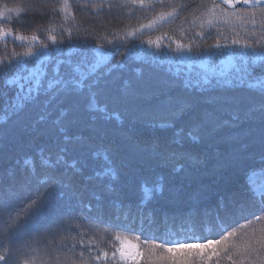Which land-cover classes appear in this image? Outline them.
<instances>
[{"label": "snow or ice", "instance_id": "obj_1", "mask_svg": "<svg viewBox=\"0 0 264 264\" xmlns=\"http://www.w3.org/2000/svg\"><path fill=\"white\" fill-rule=\"evenodd\" d=\"M126 2L145 11L157 4L170 10L158 12L147 23L126 27L123 31L114 29L109 32L105 28L102 34H98L101 43L96 45L90 43V37L96 34L95 29L81 31L75 11L87 9L99 16L105 9L111 12L118 6L112 0H60L52 8L54 15L49 17L47 40L51 45L40 42L36 34L14 35L13 27H0V39L5 41V45L10 37L13 43L20 41L27 45L23 51L13 50L10 55L0 56V145L15 142L23 151L25 146H35L41 138L44 141L34 155L25 154L11 164L7 162L3 147H0V244L31 235L36 231L37 220L42 221L46 235L52 237L43 248L39 247L38 236L32 235L31 239L24 240L23 246L28 249L26 255L33 254L30 260H22L12 248H5L0 254V264H36L37 261L39 264H221L225 256L231 264H237L230 254L237 245L228 243L235 232H228L220 239H207V236L219 235L237 219L246 218L245 212L253 214L250 209L264 211V185L247 187L226 181L216 191L202 185L189 193L187 201L172 200L159 208L148 207L143 200L125 203L111 183L105 185L104 192L92 186L95 179L108 175L115 177V172L107 167L102 172L88 175L86 153L92 138L85 141L80 135L70 134V129L80 123L81 107L93 113L92 131L96 136L105 135L101 127H95L99 121L123 123L120 112L109 111L107 105L98 100V97L111 95L116 74L128 63L126 45V51L121 52L119 58L109 46H118L142 30L166 22L183 8L179 3L165 5L164 0ZM243 2L248 4L251 0ZM255 2L260 3V0ZM222 3L231 5L232 0H222ZM119 6L124 7V4ZM201 7H205L202 15L207 17V24L213 25L219 4L213 0L211 7ZM7 11L23 13L26 8L16 7ZM128 11L131 13L132 9ZM58 15H62L64 23L71 21L73 25L67 28L60 25L59 40L54 34L56 29L52 27ZM196 19L200 17H193ZM7 21L12 24V17L9 16ZM74 32L75 40L79 41L77 58H72V48L69 47L68 58L65 59L61 49L73 44ZM166 36L167 33H163L140 43L159 49ZM168 39L172 40L171 37ZM173 42L176 52L192 51L188 44ZM52 45H60L57 48L60 58L51 65L31 68L28 61L21 59L32 57L40 60ZM233 45L245 50L236 53L241 64L234 66V74L221 71L212 76L205 72L202 80L170 81L165 85L167 90L160 87L133 88L125 80L124 87L114 97L115 102L125 106L129 117L128 128L121 133L124 139L138 142L141 128L174 129L171 138L165 140L153 136L144 144L150 158L163 168L171 166L174 172L184 170L185 163L197 167L208 156L216 159L217 169L238 171L253 161L264 165V44L234 39L230 45L224 46L217 41L215 47ZM216 54L207 53L209 56ZM62 68L67 70L62 71ZM30 80L33 81L32 86L25 88L23 82ZM12 85H16L17 90L8 97L4 89ZM177 88H182L186 95H174ZM29 106L38 109V115L35 119H22L21 112ZM13 118H16L13 128L3 127ZM177 121H182L179 127L176 126ZM225 130L226 135L223 134ZM193 146L203 149L202 158L194 155ZM73 150L80 152L79 160L68 158ZM92 155L99 156V153L93 152ZM257 171L264 174V167L249 172V184ZM154 188L156 193H163L162 183H156ZM117 212L124 215L123 221L115 215ZM177 218L190 225V230L199 231L204 242H180V236L175 241L167 240L158 237L155 231L143 228L144 222L156 225L160 219ZM137 219L141 221L139 228L135 227ZM99 225L106 227L100 229ZM81 228H87L92 236L85 242V232L79 233V245L83 251L76 255L75 236L63 233H73ZM109 229L136 232L145 241L151 236L153 241L160 239L163 242L142 246L119 232L106 239L105 233ZM69 239L73 241L69 249L73 256H65L63 260L58 255L54 257L52 253L56 249L53 245H66Z\"/></svg>", "mask_w": 264, "mask_h": 264}, {"label": "trees", "instance_id": "obj_2", "mask_svg": "<svg viewBox=\"0 0 264 264\" xmlns=\"http://www.w3.org/2000/svg\"><path fill=\"white\" fill-rule=\"evenodd\" d=\"M60 0H0L1 9H10L16 7H25L26 11L23 13L11 12L8 16L0 18V27H13L15 29L14 35L19 33L21 35L36 34L39 37V41L42 43L51 42L47 40V29L49 27V17L54 15L52 8L58 4ZM118 6L113 8L111 12L105 9L99 14V16L93 14L87 9L75 11L77 21L81 25V31L85 28L95 29L96 34L90 37V43L96 45L101 43L98 38V34H102L103 30L107 28L109 32L114 29L123 31L126 27L138 26L139 23H147L156 13L161 11H169L168 7H161L157 4L153 9L145 11L139 6H132L127 3L126 0H112ZM123 3L124 7L119 5ZM182 4L183 8L178 9V14L172 18H169L166 22H161L152 29H144L141 33H138L135 37L128 38V40L119 43L118 46H109L114 52L115 57L119 58L121 52L128 49V63L123 70L116 74V79L112 88L111 95L98 97L101 104H106L109 111L120 112L123 123L119 121H99L95 124V127H101L104 130L105 135L96 136L93 131L92 115L85 108L81 107L79 113L80 123L70 129V134L80 135L85 141L91 137L89 150L86 153L87 159V174L92 175L97 171H103L107 167H111L115 172V177L108 175L103 179L97 178L92 182V186L95 190L104 192L105 185L111 183L116 190V194L125 203L132 202L138 203L143 200L148 207L159 208L161 205L166 204L172 200H184L187 201L189 193L200 186H207L210 190L216 191L227 181L233 185H245L247 187H260L264 185V174L257 171L256 175L251 176V183L249 184V172L253 169L259 170L264 165L259 164L256 161L249 162L244 168L238 171H231L229 169H217L216 159L208 156L204 158V163L197 167H192L185 163L184 170L180 172H174L172 167H161L155 159L150 158L144 144L153 136L162 137L165 140L169 139L173 135L174 129H150L141 128L138 135V142H129L124 139L121 133L128 128L129 117L125 111V106L121 103H117L114 97L118 95L121 89L124 87V81L127 80L133 88H165V85L170 81H185L191 79L193 82L197 79L203 78L205 72L209 75L217 76L221 71H216V66L222 59L228 55L231 57L233 64L228 68L223 69L225 73L234 74V66H240L241 61L236 53L245 51L239 46L233 45L231 47L216 48L217 41L220 45H230L234 39H239L242 42L247 40L255 43L260 41L264 44V3L253 6H237L228 7L218 0L215 3L219 4V8L216 9L217 19L213 25L207 24V17L202 13L205 11V7H211L213 0H164V4ZM129 9H132L129 13ZM12 17L13 23L9 24L8 17ZM193 17H200V19L193 20ZM99 21H103L100 23ZM203 21V23H202ZM254 21V23H253ZM63 27H72L71 21L64 23L62 15H58L55 24L52 25L56 29L55 33L60 39V25ZM163 33H167V36L162 39V46L157 49L156 47L148 46L147 43L141 44L140 41H146L149 37L153 39L156 36H160ZM76 33H73L74 41L70 46L62 47L61 51L64 54V58H68L69 47L72 48V58H77V48L79 41L75 40ZM168 37H171L170 41ZM111 39V36H109ZM173 41H180L184 44H188L192 51L184 53H175V43ZM134 45V47H133ZM171 45V47H169ZM26 44L20 41L12 42V38H8L7 44L0 39V56H7L15 50L17 52L23 51ZM57 48L60 45H52L48 50L47 57L43 64L51 65L56 59L60 58V53L57 52ZM259 51V47L256 49ZM247 51L251 52L252 49ZM217 53L215 56H209L207 53ZM220 53H223L222 55ZM188 55L193 60H188ZM207 55L211 62V66H216L209 69H203L197 65L198 57ZM111 59V55L109 56ZM28 61V67H32L34 58L24 57L21 58ZM186 59V60H185ZM115 63V60H112ZM66 68H62V71H66ZM49 75H51V69L49 68ZM2 83V82H0ZM26 85L28 82H23ZM46 83V81H45ZM32 86V85H31ZM8 93V97H12L16 92V85H12L9 88L4 89ZM174 95H186L182 88H177L173 91ZM194 95V94H193ZM38 115V109L29 106L25 108L20 117L22 119H35ZM9 121L4 124L3 127L13 128L14 121ZM182 121H177L176 126L179 127ZM223 134H227V130ZM23 135V134H21ZM44 143L43 138L36 141L35 146H25L21 151L15 142L5 143L0 145L3 147L6 154V159L9 164L13 163L17 158H23L25 154L34 155L37 147ZM187 146V142H186ZM192 151L194 155L200 159L203 157V149L193 146ZM93 152H98L99 156H93ZM80 152L73 150L69 154V159H80ZM183 163V162H182ZM39 164V161H37ZM156 183H162L164 186L163 193L158 194L155 191L154 185ZM258 199V198H257ZM215 197H213L214 202ZM260 205L257 204V207ZM253 214L249 215L244 213L246 218L237 219L235 223H232L229 227L220 232L219 235H208L207 239H220L222 236L227 235L228 232H235L236 235L229 237V242L238 240L242 230H245L247 226L258 222L264 227V211H258L250 209ZM116 216L121 221L124 220V215L117 212ZM36 231L31 235H26L19 240H13L10 243L5 242L0 244V254H3L5 248H12L19 256L20 259H31V255L27 254L28 249L23 246L24 240L31 239V236L40 237L39 247L43 248L46 243L52 237H49L45 233V228L42 221H36ZM183 225V227H182ZM106 225H99L100 229L105 228ZM135 227H141V221L136 220ZM143 228L146 231H155L158 237H164L167 240L175 241L177 236L182 237L180 242H204L200 239L201 233L199 231L190 230V225L185 221L177 218L176 220L160 219L156 225H150L147 222L143 223ZM85 232L83 239L85 242L89 241V237L92 233L87 228L78 229L73 233H63L67 236H75L76 247L75 253L78 255L83 249L79 245L81 239L80 232ZM117 232L121 236H127L129 239L146 246L147 244L161 243L160 239L153 241L151 236L147 241L143 236H139L138 233H128L119 229H109L108 233H105L106 239L110 235H115ZM264 233V232H263ZM264 237V236H263ZM58 238V237H57ZM73 241L69 239L66 245H53L56 249L52 255L59 256L61 260L65 256H73V253L69 251ZM251 246L248 250L253 249L256 244L252 241L249 243ZM230 245V244H229ZM231 246V245H230ZM263 247V248H261ZM258 252L264 254V238L262 239L261 246ZM232 258L237 261V264H249L250 261L240 254L231 249ZM85 255L87 253L85 252ZM75 258V257H73ZM39 264V261L36 262ZM221 264H231V261L225 256L221 260Z\"/></svg>", "mask_w": 264, "mask_h": 264}, {"label": "rangeland", "instance_id": "obj_3", "mask_svg": "<svg viewBox=\"0 0 264 264\" xmlns=\"http://www.w3.org/2000/svg\"><path fill=\"white\" fill-rule=\"evenodd\" d=\"M0 13H4L3 16H0V18L6 17L8 16L9 12L7 11V9H1L0 8ZM175 53H177L176 51H174ZM180 52H178L179 54ZM48 54V52H47ZM47 54L44 58L37 60L36 58H34L33 62V66L31 68H39L45 61ZM188 55V60H193V58ZM186 60V59H185ZM197 63V65L201 66V65H205V67H202L203 69H212L213 66H211L209 63L211 62V60L209 59V57L207 55L205 56H200L198 57L197 61H195ZM231 64H233V61L231 59V57L228 55L226 58L222 59L216 66L217 70L216 71H222L225 68H228L229 66H231ZM214 66V67H216ZM35 79V78H34ZM28 83L25 85V88L30 87L33 84V81H27ZM264 227L261 226L258 222H254L252 224H250L249 226H247V228H245V230H242L241 234L239 235L240 237L238 240L233 241V242H229L230 245H237V247L234 248L235 251H237L241 257H244L246 259H248L250 261L249 264H264V254L258 252L259 247L261 246L262 243V239L264 238ZM254 242L256 244V246L253 248L254 251L252 250H248L249 247L251 246L249 243L250 242ZM263 248V247H261Z\"/></svg>", "mask_w": 264, "mask_h": 264}, {"label": "water", "instance_id": "obj_4", "mask_svg": "<svg viewBox=\"0 0 264 264\" xmlns=\"http://www.w3.org/2000/svg\"><path fill=\"white\" fill-rule=\"evenodd\" d=\"M218 1L222 2V0H218ZM263 3H264V0H260V3H256L255 0H251V2L248 4H245L243 0H232L231 5H227V4L225 5L228 7H236V6H253V5H258V4H263Z\"/></svg>", "mask_w": 264, "mask_h": 264}]
</instances>
